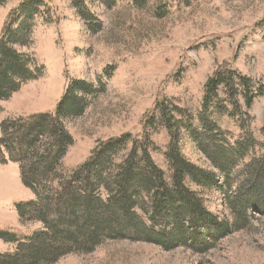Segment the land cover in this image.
Here are the masks:
<instances>
[{
    "label": "rangeland",
    "instance_id": "1",
    "mask_svg": "<svg viewBox=\"0 0 264 264\" xmlns=\"http://www.w3.org/2000/svg\"><path fill=\"white\" fill-rule=\"evenodd\" d=\"M26 1L20 22L28 34L16 48L30 58L37 77L9 100H0V123L54 111L72 81L92 88L73 92L84 96L87 105L81 116L65 120L73 145L44 187L57 190L99 144L127 134L131 137L113 148L111 170L138 141L170 183L172 135L161 110L153 126L141 125L156 99L164 97L176 119L180 155L218 174L217 186L200 185L190 175L186 186L220 221L238 219L241 227L209 248L192 243L191 248L181 244L165 250L154 243L114 239L56 264H264V173L245 176L254 162L264 160V0H3L0 34L9 12ZM224 64L250 80V107L238 78L221 86L218 97L205 106L206 83ZM219 160L228 162L223 172ZM243 183L260 192L248 221L232 207ZM35 198L32 192L28 200L14 202ZM34 215L20 218L14 204L0 208V228L30 234L44 227ZM17 246L0 239L1 253Z\"/></svg>",
    "mask_w": 264,
    "mask_h": 264
},
{
    "label": "trees",
    "instance_id": "2",
    "mask_svg": "<svg viewBox=\"0 0 264 264\" xmlns=\"http://www.w3.org/2000/svg\"><path fill=\"white\" fill-rule=\"evenodd\" d=\"M28 3L9 12L0 34V100L3 101L37 77L30 58L16 48L24 44L28 34L26 26L20 22ZM237 78L244 83V98L250 107L253 102L250 80L232 72L225 64L206 83L205 106L218 97L221 86H229ZM75 89L90 92L92 88L82 80L72 81L54 111L0 123V163L19 164L22 183L36 197L31 202H14V208L23 219L30 212L36 213L35 218L44 226L30 234L0 228V239L18 245L11 253L0 252V264H56L66 255L91 253L103 241L114 239L154 243L165 250L181 244L191 248L192 243L209 248L212 242L241 229L238 219L231 224L220 221L186 186V175L200 185L217 186L218 174L203 171L180 155L175 136L176 119L164 97L156 99L144 114L141 125L153 126L155 115L161 110L172 135L167 154L173 170L170 183L138 141L128 157L111 170L113 148L131 137L127 134L99 144L70 178L60 181L57 190L44 187L73 145L65 120L81 116L87 105L84 96L73 94ZM216 164L222 172L228 166L226 161L219 160ZM255 172L264 173L263 159L250 166L246 178ZM243 184L238 187L232 207L236 205L239 218L248 221L247 213L257 203L260 192L248 183ZM141 212L146 215L148 224Z\"/></svg>",
    "mask_w": 264,
    "mask_h": 264
},
{
    "label": "crops",
    "instance_id": "3",
    "mask_svg": "<svg viewBox=\"0 0 264 264\" xmlns=\"http://www.w3.org/2000/svg\"><path fill=\"white\" fill-rule=\"evenodd\" d=\"M32 192L24 186L17 163L0 164V208L9 210L15 200H28Z\"/></svg>",
    "mask_w": 264,
    "mask_h": 264
}]
</instances>
